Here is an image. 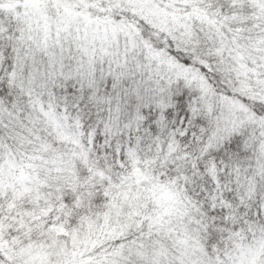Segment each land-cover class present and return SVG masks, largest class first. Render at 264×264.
I'll return each mask as SVG.
<instances>
[{"label": "snow or ice", "instance_id": "obj_1", "mask_svg": "<svg viewBox=\"0 0 264 264\" xmlns=\"http://www.w3.org/2000/svg\"><path fill=\"white\" fill-rule=\"evenodd\" d=\"M0 264H264V0H0Z\"/></svg>", "mask_w": 264, "mask_h": 264}]
</instances>
